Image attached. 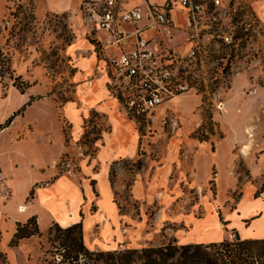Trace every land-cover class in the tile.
<instances>
[{
  "label": "rangeland",
  "instance_id": "1",
  "mask_svg": "<svg viewBox=\"0 0 264 264\" xmlns=\"http://www.w3.org/2000/svg\"><path fill=\"white\" fill-rule=\"evenodd\" d=\"M81 2L0 0V98L4 100L16 91L39 103L28 110L25 118H16L11 135L8 132L2 138L4 145L23 124L38 119L40 125L31 143L43 147L41 155L50 167L52 159L63 152L52 167L56 175H68L82 183L87 179L84 165L96 164L104 144L96 164L102 194L108 187L109 159L125 154L127 157L113 161L110 166L116 171L112 186L114 202L125 220L126 233H122L120 226L116 230L118 238L126 236V248L121 251L167 244H209L221 232H227V239H233L236 232L229 231L233 226L248 235L244 227L252 231L248 225L257 221H252L250 215L258 212V216L264 209V0L234 2L227 20L232 45L208 48L207 59L196 69L193 67L191 76H187L194 90L141 115L130 113L123 104L111 62V53L118 52L107 48L108 35L93 28L83 14ZM136 5L147 12L141 0H131L129 7ZM180 22L183 23L182 19ZM169 34L175 36L174 42L183 37L175 29L149 31L146 37L153 46L162 41L171 47L174 42L169 40ZM90 59L92 68L87 62ZM83 70L88 78L78 75ZM103 75L107 84L100 79ZM92 83L93 88H86V84ZM107 89L119 101L118 110L127 114L125 120L118 118L111 107L113 99L108 97ZM87 92L89 98L85 97ZM17 102L16 96H10L7 104L0 102L1 124ZM70 102L80 112L84 106L88 111L83 113V130L78 138L75 137L79 133L80 115ZM99 102L102 103L97 110L101 113L88 109ZM22 107L23 103L17 110ZM210 115L216 123L215 134L206 130L205 141L193 138L203 122L210 121ZM24 137L25 132H21L19 138ZM30 141L23 144L21 152L29 150ZM202 145L208 153L201 154L197 169L194 163ZM219 147L220 157L228 161L232 157L233 164L222 170L212 164L208 174L211 154ZM0 192V209L6 204L4 212L15 214L18 199L13 196L7 202L10 196L4 197L2 181ZM68 196L70 208L77 209L78 199ZM47 198L43 196L44 202ZM240 201L243 203L237 207ZM63 204H55L60 221L66 219L67 207ZM220 223L224 226L220 227ZM36 224L37 221L31 228ZM261 231L258 229L256 233ZM112 233L106 231L95 244L102 249L114 248ZM57 236L53 227L51 232L33 236V241L31 237L17 246L9 243L10 248L17 250L8 251L14 253L12 258L18 264L26 261L33 264L38 253V264H60L65 250ZM0 264H12L1 250Z\"/></svg>",
  "mask_w": 264,
  "mask_h": 264
},
{
  "label": "crops",
  "instance_id": "2",
  "mask_svg": "<svg viewBox=\"0 0 264 264\" xmlns=\"http://www.w3.org/2000/svg\"><path fill=\"white\" fill-rule=\"evenodd\" d=\"M152 1L161 2L162 0H152ZM130 2L131 0H128L127 3L124 4V8L130 9V8L138 7L145 16V12L141 9V6L136 5V6L129 7ZM172 17H173V28L172 29L177 30V32L179 34H182L183 37L180 41L176 40V42H174L175 36L171 34L173 37V40H171V42H174L173 46H181L184 44V38H185V33L183 30V23L180 22V19H182V22H183V14L177 12V13H174ZM146 25H147V20L144 17L143 20L139 23V26L144 27ZM123 28L131 30V26L126 25V26H123ZM162 30H165V29L161 27L157 29V31L155 32H161ZM149 31L145 32V36H146V33H148ZM98 32H104L108 35V38L106 41L108 43V41L111 39L110 34L105 31H98ZM161 43L163 44L162 41ZM154 47L159 49L158 45ZM107 48L114 49L118 52L116 54L111 53L113 55V58L119 54V50L117 48L112 47V46L111 47L107 46ZM92 59L87 61V62H90L91 68L93 65ZM82 64H84V62ZM81 68L84 69V65L81 66ZM78 75H80V77H84V70L80 71ZM86 77L88 78V76H85L84 78ZM100 79L102 80L104 79L105 84H107L106 83L107 78L104 75L101 76ZM93 87H94V83H92V86H87L86 84V88L90 89ZM107 94H108V97L113 99L111 107L118 114V118L125 120L127 114L124 112L121 113L118 110L119 101L110 96L108 89H107ZM10 96H16L18 102L13 112L8 114L4 118V119H7L6 122L12 116H14V114H16L17 112L20 111L21 113V111L25 110L26 108L27 110L24 115H20L19 113V115H17L13 119L12 123L4 129H1V126H3L6 122L3 124H1L0 122V181L3 182V189L6 191V193H4L5 194L4 197H6V195L10 196L7 199V202H9L13 196L16 199H18L16 213L13 215L4 212V207L6 204L4 205L2 204L1 206V209H0V250L7 253L8 259L10 260L12 264H18L16 263L17 261H14L12 258V255H14V253L11 254L8 251V250L16 251L17 248H10L9 243H11L15 235L18 225L26 224L29 220L33 218H35L37 221V226H38L40 233H44L48 231L54 225H58L61 228H68L72 225H75L81 222L82 227H83L84 245L91 252H99V251L114 252V251H121L122 249H125L126 248L124 245L125 240H126L125 234L123 235V237L125 236L124 239H122V238H118V234H117L118 232H116L118 228L117 226H120L122 228V233L125 232V225L123 224L125 220L123 217H121L118 206L114 202V193H113L112 185L110 182V170H111L110 166L113 161L119 158L127 157V156L125 154L123 155L118 154V155H115L113 158L109 159L108 171H107L108 172L107 173L108 187L105 190V194H102L99 188V183L97 180V173L99 170V165H96L99 163L98 158L101 154L103 147L105 146L104 144H102L101 149L98 152L96 164L92 162V163H86V165H84L83 174L86 176L87 179L86 180L84 179L82 183H79V181L75 180L73 177H70L68 175L57 176L55 168H52V167L56 163L58 157L63 152H61L59 156L52 159V164H51L52 167H50L49 163L46 162L44 157L41 155V152H43L42 151L43 147L38 145L36 142L31 143L30 141L32 136L38 131V128L40 125L38 119L34 118L30 122L23 124V126H21V128H19V130L17 131V134L10 139V142L5 144L6 146L4 145L2 138L8 132L11 135V131L16 125V118L17 117L25 118L26 114L28 113V110L32 108L33 106H36L37 104H39L38 102L33 103L34 101L33 99L31 104L26 106L32 100V98L29 99L27 95H24V93L18 94L16 91L10 93V95L4 100L0 98L1 104H5V103L7 104L9 102ZM85 97L86 98L90 97L89 92L85 94ZM21 103H23V107L17 110V107ZM101 103L102 102L94 103L93 107L88 108V109L89 110L95 109L97 113H101L99 110H97L98 105ZM68 104H74V106H76L75 103L73 102H70ZM77 110L79 111L80 121H79V133L77 134L75 138H78L81 135L82 130H83L82 129L83 113L86 114L88 112V111L87 112L85 111L87 110L85 109V106H84V110L82 109V112H80L78 108ZM128 122L130 121L128 120ZM30 123H33L32 128H30ZM21 132L23 133L25 132V137L23 139L19 138V134ZM29 141L31 143L29 144V147H30L29 150L26 152H21L22 151L21 147L23 146V144H26ZM234 145L235 143L233 142L231 146V151ZM205 152L208 153V150L205 145H202V148L198 150V154L196 156L195 163H194L197 169H199V162L202 156L201 154ZM220 155H221L220 147L217 152L211 154L212 159L209 162V165L207 167L208 174H209L210 165L212 164L215 165L219 170H222L224 166H226V168L230 167V165L232 166L233 164L232 157L228 161V159L226 160L225 158L220 157ZM96 168H97V171H95ZM249 169L251 171V174H253L250 166H249ZM87 188H89V190L91 191V194L88 192ZM31 194H33V196H31ZM68 194H71L76 199H78L77 201H78L79 206L77 207V209L70 208L71 200ZM44 195L48 196L47 198L48 200L45 202L43 200ZM58 202L60 203L64 202L63 205L67 207L66 209L67 213L65 217L66 219L64 221H60V219H58L57 217V210L55 208V204H57ZM242 203H243L242 201H240V203H237L238 205L237 207L241 206ZM256 214H258V212L251 214L250 219L252 221L253 220H257V221L254 222L253 224L248 225L250 228L252 227L253 230L248 231L245 229L246 227H244V230L247 231L246 233L248 235H244L240 227H236V226H233L231 229H229V231L236 232L242 239H264V220H262V218L264 219V209L259 212L260 215L257 216ZM70 215H72V218H70ZM89 215H90V219L88 218ZM219 226L223 227L224 225L220 223ZM258 229L262 230L261 234L256 233ZM106 231L113 232L112 237H113V240H115L116 242V245L114 248L102 249V248H99L98 245L95 244V240L96 239L101 240ZM227 238H228L227 232H221L220 237L216 239L215 241H211V242L212 243L221 242ZM31 241H33V237ZM39 261H40V253L37 254L36 260L32 263L38 264ZM30 263H28L27 261L25 262V264H30Z\"/></svg>",
  "mask_w": 264,
  "mask_h": 264
},
{
  "label": "built area",
  "instance_id": "3",
  "mask_svg": "<svg viewBox=\"0 0 264 264\" xmlns=\"http://www.w3.org/2000/svg\"><path fill=\"white\" fill-rule=\"evenodd\" d=\"M127 1L82 0L80 7L96 31L110 34L108 46L119 50L111 62L121 100L130 113L141 115L194 90L187 76L207 59L208 48L232 45L227 20L232 3L239 0H142L145 16L138 7L124 8ZM177 12L183 14L184 44L160 42L157 49L145 32L171 30ZM144 17L147 25L140 27Z\"/></svg>",
  "mask_w": 264,
  "mask_h": 264
},
{
  "label": "trees",
  "instance_id": "4",
  "mask_svg": "<svg viewBox=\"0 0 264 264\" xmlns=\"http://www.w3.org/2000/svg\"><path fill=\"white\" fill-rule=\"evenodd\" d=\"M32 101L33 99L26 106L30 105ZM19 113L20 111L14 114L1 126V129L8 127ZM209 120L208 123L203 122L201 127L195 131L193 138L205 141L207 139L206 130L207 133L215 134L216 123L213 122L211 115ZM219 135L222 136L220 133ZM140 168L141 163L138 162V169ZM115 178L116 171L111 167L110 182L112 186ZM35 221L36 219L33 218L26 224L18 225L11 241L12 246H17L21 240L40 234L37 224L31 228ZM53 227L58 232L56 239L65 250L64 261L60 264H96L98 261H103L105 264H264V239H242L237 233L233 239L209 244L182 246L167 244L141 250L127 249L96 253L89 251L84 245L81 222L68 228H61L58 225ZM53 227L49 229L50 232ZM83 259H87V261L82 262Z\"/></svg>",
  "mask_w": 264,
  "mask_h": 264
},
{
  "label": "bare ground",
  "instance_id": "5",
  "mask_svg": "<svg viewBox=\"0 0 264 264\" xmlns=\"http://www.w3.org/2000/svg\"><path fill=\"white\" fill-rule=\"evenodd\" d=\"M220 108H224V106H223V105H221V106H220Z\"/></svg>",
  "mask_w": 264,
  "mask_h": 264
}]
</instances>
